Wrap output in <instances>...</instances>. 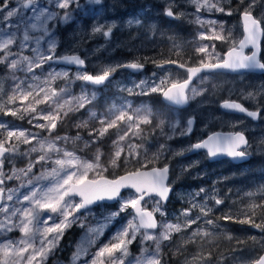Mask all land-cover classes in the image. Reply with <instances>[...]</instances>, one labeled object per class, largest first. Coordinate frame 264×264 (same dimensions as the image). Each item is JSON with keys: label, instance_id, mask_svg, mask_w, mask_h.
Wrapping results in <instances>:
<instances>
[{"label": "snow or ice", "instance_id": "obj_1", "mask_svg": "<svg viewBox=\"0 0 264 264\" xmlns=\"http://www.w3.org/2000/svg\"><path fill=\"white\" fill-rule=\"evenodd\" d=\"M10 0H4L0 5V11L8 7ZM89 4H101L102 0H87ZM195 6L196 15L194 22L205 31L198 35L199 40L230 42L233 46L227 52L221 55L216 53L215 44H200L195 48V52L203 54L196 66L186 67L178 60L163 59L152 61L157 67L163 68L165 65H177L185 69L187 76L183 80L171 79L169 76L160 78L159 82L153 81L150 85L141 81L135 87L140 89L139 93L134 92L132 88H126L129 95H150L159 93L170 104L183 106L197 96L203 95L208 89L206 87L197 88L191 86L192 81L198 78V83L203 85L208 80L207 75L201 73H213L218 69L231 72L241 70H261L264 71V61L259 58L260 40L264 37V26L261 20L255 18L249 10L252 5L246 8L242 13L243 38L231 41V33L225 35L224 26L216 20L202 19L199 13L220 12L232 15L230 9H226L221 0H191ZM75 5L80 7L79 0H56V7L68 9ZM25 8H31L33 16L32 22L28 23L22 35L21 43L18 47L21 52L13 53L12 46L16 45L14 34L7 33L0 35V64H6L10 70L20 69L26 73H32L31 83L24 80H17L13 93L8 96L4 103H0V112L4 115H11L19 119L29 116L28 123L34 128L46 130L48 136H40L38 132H31L26 129H9L6 123H0V234L10 233L18 230L21 233L19 239H6L0 243V264H44L49 253L57 247L60 239L66 229L80 220L81 210L90 211V206L102 201H119V209L110 213L104 218V223L98 227L88 229L85 240L78 245L77 251L73 255V262L79 261L82 257L89 255V248L95 245L96 240L103 235L104 229L109 223L122 212L131 209L130 218L126 219L95 252L91 253V259L85 260L84 264H125L130 255L129 246L140 237L141 243L152 241L154 248L149 252L148 248L141 249V256L134 258V264H161L163 241L171 239L173 233H181L196 225L191 235L184 241L195 243L197 239L212 236L213 233L200 227V221L205 225L217 227L215 221L210 218L212 207L208 206V201H214L215 205H220L223 200L218 199L212 193H206L201 188L199 192L193 193L189 200V207L185 208L177 222L162 221L158 222L156 214L166 216L163 210V204L169 199L172 192V185L168 182L169 166H153L147 169V164L143 157L147 156V150L143 143L135 141L143 137L142 125L152 124V112L149 108L132 109L130 102L125 101L120 108L109 110L108 116H98L96 112H90L89 119L96 121L97 126L89 129V141L84 142L88 147L92 143L101 141L109 131L115 129V139L112 140V152L108 160V166L117 168L120 166L121 157L125 165L136 161L140 164L133 171H127L114 179H108L102 173L108 170L101 163L102 153L97 148L92 160H84L77 156L73 151H68L60 145V141L65 144L71 139L73 143L80 140L77 134L74 138L68 136L51 137L52 132L57 128V124L69 115L70 112H76L84 109L96 99L95 92L89 94L86 90L87 85H103L109 81L110 76L119 68H130L133 70H142L144 64L134 60L128 63L104 66L101 71L95 75L87 71H77L74 78H69L68 71H48L44 78L35 74V70L43 68L44 65H50V62H63L65 64L75 65L83 69L85 59L78 54L56 56L57 47L55 39H47L46 51L41 45L47 37L51 36L49 21L57 18L58 13L48 11L46 7L38 5V0H25ZM19 9L13 8L6 12L4 19L13 17ZM165 15L173 18L183 16V13H174L172 6L165 9ZM71 18L66 11L61 20L67 22ZM129 24H139L140 20H129ZM113 26H108L105 30L103 25L92 28V34L100 33L104 37H110ZM219 29V30H217ZM38 33L37 35H30ZM34 45V47H33ZM31 47L35 53L29 57L22 54L24 48ZM251 47L250 53H245V49ZM211 48V51L209 50ZM179 55V53H177ZM15 56L16 58L11 59ZM155 75V74H154ZM57 80L65 81L63 87H54ZM75 80L83 82L81 94L73 96L71 94V85ZM2 90V89H0ZM250 98L253 94L249 93ZM66 97V98H64ZM62 101V102H61ZM19 107H6V105H16ZM42 104L48 105V110L38 108ZM221 107L228 110L246 113L252 118H259V111H252L245 108L240 103L225 100ZM35 122V123H34ZM88 120L78 124L77 127H88ZM187 126L180 132V135L189 134L194 123L193 119L187 120ZM164 120H160L157 127L163 134ZM173 135L178 127L177 123L170 125ZM169 139L172 137L169 136ZM35 141V144H33ZM32 145L24 153L19 152V144ZM248 140L242 132L230 133L227 135L213 134L207 139L202 140L188 149L180 150L175 155H183L185 151H195L205 149L209 157L218 155H228L232 158H244L247 155ZM165 145H160L158 151L153 154L152 161L159 159L163 154ZM243 149V150H242ZM143 150V151H142ZM32 153H40L35 160L30 159ZM55 154L56 158L53 159ZM17 155L29 157L28 164L23 168H16L14 165L8 172L4 171L5 161L9 163ZM48 164L53 167L43 168L39 175L33 172L37 164ZM92 178H89V174ZM16 180L19 184L15 188L6 187L8 181ZM42 181H49L47 185L41 184ZM21 189L27 191L21 192ZM123 189L133 190L132 194L125 197L121 195ZM201 193H205L204 201L196 200ZM250 197L254 193H248ZM76 197H79L77 200ZM153 202V208L148 209L147 204ZM260 210L261 221L256 223L252 217L256 216V210ZM196 215L193 216V211ZM245 219L239 220L240 223L251 224L252 227L264 231V190L261 192V201L251 203L247 210L238 213ZM182 217V219H181ZM232 213H226L223 219H233ZM83 227V224L80 225ZM159 228L160 232L156 233ZM231 239V237H228ZM255 240V237L252 238ZM179 251V249H177ZM211 253L208 256L211 257ZM203 259L202 255L193 257V260ZM133 264V261H128ZM205 264H210L205 260ZM252 264H264V256L259 257Z\"/></svg>", "mask_w": 264, "mask_h": 264}, {"label": "rangeland", "instance_id": "obj_2", "mask_svg": "<svg viewBox=\"0 0 264 264\" xmlns=\"http://www.w3.org/2000/svg\"><path fill=\"white\" fill-rule=\"evenodd\" d=\"M137 1V12L133 15V8H130V10L127 9V12L125 11L123 0H102V3L99 5L89 4L87 0H79V8L72 5L68 9L56 7V0H38L39 6L46 7L48 11L58 13L55 20L49 21L51 36L45 39L41 47L46 51L47 39H55L57 44L55 50L56 56L78 54L87 61L89 67L87 72L95 75L99 73L104 66L128 63V61L120 55L114 54L117 48L123 49L125 55L132 54L129 50H136L138 55H136L135 58L137 59L142 58V51L146 49L153 52L154 55L164 54L167 56L173 55L164 50L175 53L174 55L179 53L177 56L182 55L185 51L192 50L200 60L203 54L198 55L195 52V48L200 44L211 45L214 43L215 51L219 53L221 57L233 46L230 42L198 39L199 33L205 31V29L194 22L196 9L191 3V0H129V3L134 4V2ZM149 2H153L155 5ZM3 3L4 0H1L0 5ZM24 3L25 0H10L8 7L0 11V35L11 33L16 37V45H13L11 49L13 53L21 52L18 45L21 43L26 25L32 22V9L25 8L23 6ZM221 3L226 9L232 11V15L220 12L206 13L204 11H201L199 15L202 19H211L222 23L225 30L224 34L227 35L229 32L231 33V41H236L238 43L239 40L242 39L243 29L240 16L241 13L249 7V4L252 5L249 10L255 18L261 20L262 26H264V0H221ZM169 5L172 6L174 13H183V16L173 18V20L181 24L185 29L183 31H178L180 37L166 38L167 43L161 44L159 42L163 39V34L158 30L157 21L159 18H161V20H168L171 18L165 15V9ZM13 8L19 9V11L13 17L7 20L4 19L6 12ZM66 11L71 16L67 22L60 19ZM118 14L120 15L117 16ZM137 19L140 20L139 24L128 23L129 20L135 21ZM98 25H103L105 30L108 26L114 25L111 36L106 38L100 33L92 34V28ZM132 30H135L134 37L130 39V42H125V45H122L123 43L114 37L117 32H127L126 37H128ZM37 34L38 33L30 32V35ZM190 34L191 36L189 37ZM209 50L211 51V48ZM250 52L251 51H247V53ZM22 54L29 57L35 55L31 47L24 48ZM0 55L3 54L0 53ZM14 58L16 57H11V59ZM262 61H264V58H262ZM74 69L75 68L59 66L56 62H50V65L46 64L43 68L36 69L35 74L41 76L43 79L44 74L48 71H68L69 78L72 79L77 71H84L80 69L74 71ZM117 73H119L120 78L115 81L114 92H116L118 96L114 99L105 114L92 109V104L99 102L100 95L96 90L87 86V92L89 94L95 92L96 99L84 109L70 112L62 122L57 124V128L52 132L49 138L51 139L56 136L74 138L79 134L81 139L77 140L75 143L70 139L66 144L60 141V145L68 151H73L82 159L89 161L93 159L97 148H99L103 154L101 163L108 168V170L102 174L104 176L108 172L116 174L119 167L112 168L108 166V160L112 152L111 142L115 139V129L110 130L109 134L101 141L92 143L88 147L84 146V142L91 139L88 135L89 129L94 126L98 127L96 121L89 119V114L94 111L98 116H108L110 114V109H114V106L116 109L120 108L125 101L131 103L133 110L138 108L143 109L145 107L149 108L152 112V124L142 125L144 138L142 140L138 138L135 141L136 143H143L144 149L147 150V156L143 157L142 162H149L151 165L148 166H151V168L153 166L158 167L159 163L173 164V168L171 167L170 180V184L173 188V195L170 203L167 206L163 205V210L167 215L162 217L158 213L156 214L159 222H177L176 218L180 217L181 212L189 207V200L192 198V194L199 192L201 188L205 189L206 193H212L216 195L218 199L223 200V203L220 205H215L214 201L211 200L207 202L208 206L213 209L210 218L215 221L217 227L213 228V226L205 225L203 220L200 221V227L211 231L213 235L207 238L201 237L197 239L195 243L185 244L184 241L191 235L196 225H193L192 228L182 231L181 233H173L170 240L163 241L161 244V264H205V260H209L210 264H252V256H255L254 253L257 250L264 249V237L258 239V243L254 248L245 245L241 247V250L234 251L233 249L232 253L224 258H221L216 250L217 245L220 247L222 243L231 240L228 237L232 238L234 235V232H230L231 228L227 225L228 222H237L238 225L241 226L240 229L243 230L249 229L251 231L255 228L252 227L251 224L240 223L239 220L245 219V217L237 214L247 210L249 204L259 203L261 201V192L264 190V183L251 180L250 183L239 184L235 182V174H233L231 169L233 166L229 162L223 161L217 164H209V158L206 154H197L182 160V155H175V153L183 149H188L194 142L201 141L214 132L212 126H215V114L217 112V128H219L217 131L228 134L242 132L251 144L247 146V154L252 159L264 156V76L254 74L240 76L206 74L208 80L205 84H199L197 79L192 86H196L198 89L206 87L208 90L204 92L203 95L190 100V108L184 111H178L167 107L165 109L154 108L151 101L156 102L158 99L161 101L162 95L159 93H151L150 95H129L124 89L132 88L134 92L139 93L140 89L135 86L141 81H145L150 85L153 81L158 83L160 78L165 76H169L171 79L183 80L187 76L186 73L173 69L158 70L156 65L153 66L152 72L141 75L139 78L133 77L131 74L125 72L124 68L117 69L113 74ZM31 76L32 73H26L20 69L10 70L6 64H0V89H2L0 90V103H4L8 96L13 93L17 80H24L27 83H31ZM64 84L65 81L57 80L53 86L59 88L63 87ZM82 85V81L75 80L71 85V94L73 96H79L81 94ZM249 93L253 94L252 98H250ZM225 100L243 104L252 111H259V122H253L249 118L246 120L243 116L235 117L231 114H226L220 109V105ZM6 107L15 108L19 107V104L6 105ZM40 109L48 110V105L42 104L39 106L38 111ZM190 118L197 120L198 126L195 128L194 135H180V132L187 126V120ZM66 119L68 123L65 125L63 122ZM28 120L29 116L19 119L11 115H4L0 112V123H6L9 129H26L31 132H38L40 136H48L46 130L34 128L28 123ZM85 120L89 121L87 128L77 127L78 124H82ZM160 120L165 121L163 125V134H161L160 128L157 127ZM177 122L178 127L173 135L170 125ZM59 128H61V131L58 133ZM70 130H72V132H70ZM0 132H2V130H0ZM169 136L172 138L169 139ZM33 144H35V141H33ZM160 145H165L163 154L160 155L158 160L152 161L151 158L153 154L158 151ZM31 146L32 145H25L22 143L19 144V152L24 153ZM188 152L189 151H185L183 155ZM39 154L40 153H32L30 159L35 160ZM50 155H53V159L56 158L55 154ZM28 162L29 157L17 155L12 159L11 163L7 160L5 161L4 171L8 172L13 165L16 168H23ZM133 164L140 166L136 161H132L125 165L123 163V157H121L120 167ZM51 167H53V165L50 162L48 164L41 162V164L35 166L33 172L39 175L43 168L50 169ZM241 167V175L248 176L250 174L248 165H242ZM89 178H92L91 173L89 174ZM184 179L193 182L195 186H197V189L189 190L182 188L181 186L185 184ZM48 183L49 181L41 182V184L44 185ZM18 184L19 181L16 180L8 181L6 187L15 188ZM24 191H27V189H21V192ZM248 193H254L255 195L250 197ZM131 194L132 193H126L123 196L127 197ZM204 197L205 193H201L199 197H196V200L203 202ZM175 205L182 206L183 208H180L179 211H174L175 209L173 206ZM119 207L118 201L117 204L111 208L101 205L83 214L76 213L77 216H80V220L66 229L63 234L64 237L73 227H76L80 231L78 238L70 250L69 258L67 260L61 259V254L63 250H65L62 249V237L57 247L49 253L44 264H74L73 255L77 251L78 245L85 240L88 229L91 227H98L101 223H104V218L110 213L117 211ZM147 207L151 210L153 208V202H149ZM131 211V209H128L126 212H122L118 217L114 218L104 229L103 235L96 240L95 245L89 248V255L87 257H82L79 261H76L75 264H84L85 260H90L91 253L95 252L102 244L106 243L111 235L123 225L126 219L130 218L129 213H131ZM256 212V216L252 217V219H254L256 223H259L261 221V215H257L260 214V210L257 209ZM226 213H232L234 218L229 220L223 219ZM196 214L194 210L193 216ZM0 219H2V216H0ZM81 224H83V227L80 226ZM159 232L160 229L156 231V233ZM240 234L245 236L247 233ZM20 236L21 233L18 230H14L10 233H2L0 234V243L4 242L6 239H19ZM188 244H191L190 248H187ZM129 248L130 255L125 264H128V261H133L134 264V258L141 256V249L148 248L149 252H151L154 248V244L152 241L141 243L140 237H137V240L133 242ZM177 249H179V251H177ZM208 253L212 254L211 257L208 256ZM197 255H202L203 259L194 261L193 257Z\"/></svg>", "mask_w": 264, "mask_h": 264}, {"label": "trees", "instance_id": "obj_3", "mask_svg": "<svg viewBox=\"0 0 264 264\" xmlns=\"http://www.w3.org/2000/svg\"><path fill=\"white\" fill-rule=\"evenodd\" d=\"M149 3L154 4L153 2H149ZM137 4H138V1L134 2V4H130L128 2L126 5V8H125V11L127 12V9L130 10V8H133L134 10L132 13L134 15L137 12V10H136ZM119 15L120 14H118L117 16H119ZM163 22H164V25L162 26V29H160V28L158 29L163 34L162 35L163 39L160 40V42H159L161 44L167 43L166 38L170 37L169 34H170L171 30L183 31L185 29V27L181 26V24H179L178 22H176L174 20L170 21V20L163 19ZM134 32H135V30H132L131 34L128 37H126L127 32H117V33H115L114 37L116 39H118L119 41H121L123 43L122 45H125V42H130V39L132 37H134ZM190 36H191V34L189 35V37ZM149 46H151V45H149ZM149 46H148V48H149ZM129 51L132 54L125 55L123 53V49L117 48L115 50L114 54L120 55L121 57H123L128 62L137 60V61H140L141 63H143L144 66L146 67V70L141 75L148 74V73L153 71V66L156 65L155 63L152 62L154 60L155 61H160L163 59L178 60L179 63H183L187 67L196 66L198 64V61H199L198 57L194 54V52L192 50L185 51L180 56L174 55L175 53H172L168 50H164L165 52L171 53L173 55V56H167L164 54L163 55H154L153 52L146 49V50L142 51L143 56H142V58H139V59L135 58V56L138 55V53H136V50H129ZM262 58H264V40H263ZM141 75H137V76L132 75V76L139 78ZM118 78H120L119 73L115 74L114 80L110 82V84L107 86L106 89H99V90L94 89L100 95L99 96L100 97L99 102L92 104V109L94 111H100L103 114H105L107 112V110L110 108L112 102L118 96V94L116 92H114V90H115L114 85L116 84L115 81ZM151 103H153L152 104L153 107L157 108V109H165L167 107L166 105L161 103V101L159 99L156 102L151 101ZM63 123H65V125H66L68 123L67 119ZM217 129H219V128H217ZM60 131H61V128L58 129V133ZM70 132H72V130H70ZM146 164H147L146 169H150L151 166H148V165H151V164L149 162H146ZM165 164H167V163H159L158 167H163ZM167 165L171 166L173 168L172 163L167 164ZM138 167L139 166L137 164H133L130 166H122V167L119 166V169L116 172V174H111L110 172H108L105 174V176L109 177V178H114V177L116 178V177H119L121 175H124L127 171H133ZM231 169L233 171V174H235V182H237L239 184L240 183H250L251 180H254L255 182H258V183H260V182L264 183V156H261V157H258V158H255L252 160V162L249 166L250 174L248 176H242L241 175L242 169L239 167H231ZM184 182H185V184H183L181 186L182 188L189 189V190L197 189V186H195V184L193 182H190L188 179H184ZM105 207H109V206H105ZM111 207H113V206H111ZM173 208L175 209L174 211H179L180 208H183V207L179 206V205H175V206H173ZM259 215L260 214H258L257 216H259ZM227 225L231 228L230 232H234V235L230 241L222 243V245H220V247H218V245H217V254H219L221 258L227 257L230 253H232L233 249H234V251L241 250V247H244L245 245H248V246H251L252 248H254L258 243V239L264 237V231H261L260 229H257V228H254L251 231L249 229L243 230V229H240L241 226L238 225L237 222H228ZM79 233H80V231L76 227H73L63 237L62 249H65V250H63V252L61 254L62 260H67L69 258L70 250L72 249L73 244L75 243L76 239L78 238ZM240 233H247V234L245 236H242ZM253 237H255V240L252 239ZM190 247H191V244H188L187 248H190ZM263 253H264V249L257 250L254 253L255 256H252L253 257L252 262L255 261L256 259H258Z\"/></svg>", "mask_w": 264, "mask_h": 264}, {"label": "water", "instance_id": "obj_4", "mask_svg": "<svg viewBox=\"0 0 264 264\" xmlns=\"http://www.w3.org/2000/svg\"><path fill=\"white\" fill-rule=\"evenodd\" d=\"M0 2H1V0H0ZM240 18H241V25H242V29H243L242 16ZM243 35H244V32H243ZM242 38H243V36H242ZM263 40H264V37H262L261 40H260V52H259V58L260 59H261L262 50H263ZM244 51H245V53H247V51H252V49H251V47H249V48H246ZM56 63H58L59 66H65V67H70V68H75V69H81V68H78L75 65L65 64L63 62H56ZM157 69H159V70L174 69V70L186 73L185 69H181L177 65H171V64L165 65L163 68L157 67ZM82 70H87L86 62H85V66H84V68ZM124 71H126V72H128L130 74H133V75H139V74H141V73H143L145 71V67H143V69L139 70V71L133 70V69H130V68H124ZM206 74H209V75H217V74L218 75H224L225 74V75H233V76L247 75V74L248 75H253L254 74V75H262V76H264V71H261V70H241V71H238V72H231V71H227V70H223V69H218V70H216L213 73H201V75H206ZM186 75H187V73H186ZM113 79H114V74H112L110 76V78H109V81L105 82V84H103V85H98V86L88 85V86L93 87L95 89L96 88L97 89H102L106 84H108V82L112 81ZM197 79L198 78H196V79H194L192 81V85ZM192 85H190V87ZM161 101H162V103L164 105L168 106L169 108L176 109L178 111H184V110L190 108V105H191L190 101L188 102V104L183 105V106L173 105V104H170L168 101H166L163 98V96L161 97ZM221 105H220V109L223 112H225L226 114H231V115H234V116H243V117L251 119L253 122H259L260 116H259V118H255L254 119L252 117L247 116L246 113H241L239 111H233V110L224 109L223 107H221ZM194 124H195V122L192 125V130H191L190 133H192V131H193ZM215 134L227 135L228 133L218 132V133H215ZM200 153H206V150L205 149H199V150H195V151H190L187 154H185L184 156H182V159H187V158H190V157L195 156V155L200 154ZM223 160H229L234 165L239 166V165H243V164H246V163L250 162V157L248 155H246L244 158H235V159L230 157V156H228V155H218L216 157H209V163H216V162H220V161H223ZM145 170H147V169H145ZM170 176H171V169L169 167L168 182L170 181ZM108 179H111V178H108ZM132 192H133V190H131V189H123L121 191V195L126 194V193H132ZM172 195H173V189H172V192L169 194L168 201L165 204H163L164 206L168 205V203L170 202V200L172 198ZM76 199L78 200L79 197H76ZM117 202H118V200H113V201H107L106 200V201H102V202H97V203H95V204L90 206V210H92V209H94V208H96L97 206H100V205L113 206V205L117 204ZM85 212H88V211L82 209L80 213H85ZM156 219L159 222L157 217H156ZM158 229L159 228H157L155 231H158ZM262 256H264V254H262Z\"/></svg>", "mask_w": 264, "mask_h": 264}, {"label": "flooded vegetation", "instance_id": "obj_5", "mask_svg": "<svg viewBox=\"0 0 264 264\" xmlns=\"http://www.w3.org/2000/svg\"><path fill=\"white\" fill-rule=\"evenodd\" d=\"M123 1H124V6H125L124 8H126V5H127V3L129 2V0H123ZM154 5H155V4H154ZM157 23H158V29H159V28L162 29V26L164 25L163 19L161 20V18H159L158 21H157ZM169 36H170V37H180V36H179V33H178L177 30H171ZM74 71H76V70L74 69ZM217 75H218V74H217ZM108 85H109V84H106L102 89H106ZM242 105H243V104H242ZM243 106H244V105H243ZM244 107H245V106H244ZM245 108H246V107H245ZM249 110H250V109H249ZM191 119H193V118H191ZM193 120H194L195 124H194V128H193L192 133H189L190 136H193V135H194V133H195V128L198 126V125H197V120H195V119H193ZM212 127H213V129H214V132H212L210 135L217 133V112H216V114H215V126H212ZM210 135H208V136H210ZM208 136H207V137H208ZM202 140H205V138L202 139ZM202 140H201V141H202ZM198 142H200V141H198ZM198 142H194L193 145L196 144V143H198ZM202 154H205V153H202ZM215 164H217V162H216ZM216 251H217V250H216Z\"/></svg>", "mask_w": 264, "mask_h": 264}]
</instances>
